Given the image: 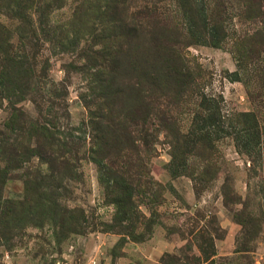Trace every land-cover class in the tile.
Returning <instances> with one entry per match:
<instances>
[{
	"label": "rangeland",
	"instance_id": "1",
	"mask_svg": "<svg viewBox=\"0 0 264 264\" xmlns=\"http://www.w3.org/2000/svg\"><path fill=\"white\" fill-rule=\"evenodd\" d=\"M0 24L31 80L0 85V264H264V0H0ZM39 143L78 178L2 155Z\"/></svg>",
	"mask_w": 264,
	"mask_h": 264
},
{
	"label": "trees",
	"instance_id": "2",
	"mask_svg": "<svg viewBox=\"0 0 264 264\" xmlns=\"http://www.w3.org/2000/svg\"><path fill=\"white\" fill-rule=\"evenodd\" d=\"M29 32H30V27L26 33L29 34ZM215 32H216V29L212 28L211 33L215 34ZM32 34H36V32L32 31ZM22 36L24 37L25 33ZM11 40H12V35L10 33L9 28L0 24V54L4 53V55L7 56V61L12 66H16L17 69H19V70H14V71L11 70V71L4 72L2 74L4 79H2L0 77V85L5 84V82L11 84L10 82H12L13 78H16V80L21 82V80L18 79V76L16 74H18L19 76L23 75V77L21 78L22 79L21 83L23 84V82H25V84H23V85L21 84V86L20 85L15 86V88L19 89L18 91H20V93H23V87L26 86L25 88L27 89L29 83L31 82L30 75H29V72L24 69L23 61L21 59H19L20 57L18 55L12 56L13 49H12V46L10 45ZM5 68L8 69L7 66ZM20 69H22V70H20ZM5 79H6V81H4ZM6 89H7V91H9V85H6ZM25 91L26 90H24V92ZM9 95H11V94H9ZM13 96H15V94H13ZM17 116H19V114L13 116L12 120H15V118ZM242 116L248 117L251 115L245 114ZM206 122L210 123L209 124L210 126L215 125V123H216V121L214 122L213 117H209L206 120ZM217 122H218L217 126L220 127V121H217ZM45 123L46 124H43L41 126V128H37L35 130L36 136L38 137V134L40 132L39 130H41V135L49 134V138L51 140H53V143H51V144H54L59 139V138H56V134H60V132L57 131L56 133H54L46 126L48 123L52 124L53 123L52 121H50V122L47 121ZM205 127H206V125H205ZM211 133H212L211 130H206L205 128H202V133L199 134L200 142H201V139H204L205 137L209 138ZM238 134H240V133L238 132ZM69 137L73 138L75 136L71 132V133H69ZM81 138L82 137H79L80 140H81ZM237 140H238V147H240V148H241V146L242 147L248 146V148L251 147L247 141L245 143V140H243V139L241 140L240 138H238ZM59 143H61L60 140H59ZM63 146L66 147V149H64V150L59 149V152H56V150H54L53 152L48 154L47 152H45L42 149L41 143L38 144V147H40V148L37 150H29L28 148H23V146H21L20 144H18L17 146H15V145L9 146L8 144H6V145L4 144L2 146V148L4 150L2 152V155H7V152H9L10 156L16 155L18 158L12 156L11 159L12 160L13 159H16V160L19 159V161H21V163H23L25 166H26V164L30 165L32 163L33 158H40L44 164L49 165V170L52 171V175H50L47 178L52 179V180H56V179H59L61 181L65 180V181L69 182V181H73V180L77 179L79 176L78 171H76L77 156H76V154H73V151L71 149L72 147H70L68 143H63ZM95 146H96V150L93 149L92 155H94V157H96L95 161H98L97 157H99L98 155H101V147H97V145H95ZM172 157H173V159L170 162V170L172 171V173L175 176L181 175L182 171L186 169L184 161L181 160V158L184 157V154L183 153L179 154L178 152H176V153L174 152ZM63 171H65V173H63Z\"/></svg>",
	"mask_w": 264,
	"mask_h": 264
}]
</instances>
